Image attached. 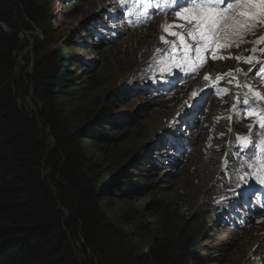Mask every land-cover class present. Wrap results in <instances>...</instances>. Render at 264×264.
<instances>
[{"label":"trees","instance_id":"16d2710c","mask_svg":"<svg viewBox=\"0 0 264 264\" xmlns=\"http://www.w3.org/2000/svg\"><path fill=\"white\" fill-rule=\"evenodd\" d=\"M128 1L61 0L64 5L68 2L73 12L82 8L104 10L110 35L99 34L103 25L98 21L91 37L92 46L108 62L129 32L123 24V10L132 3ZM40 2L0 0V264H227L233 245L216 244L214 235L203 239L209 227L202 215L191 214L185 220L174 217L171 235L177 237L172 241L168 232L154 234L148 230L146 246L143 236H132L116 222L120 204H129L131 211L123 215H134L138 222L141 207L163 215V202L157 201L162 189L152 180V172L162 175L172 161L166 153L160 166L153 157L158 158L160 145L175 147L170 131L176 135L179 125L175 130H163L153 145L143 146V160L141 155L133 159V152L129 154L132 159L126 165L124 156L129 146L123 144L139 136L138 124L113 114L116 101L138 94L139 87L130 84L118 94L108 92L104 96L108 105L89 112V125L78 128L61 96H66L68 83L75 82V68L92 76L95 71L78 58L71 43L53 48L57 41L49 10ZM23 32L30 33L32 50L22 57L19 71L16 53L29 46L21 37ZM63 58L66 67L60 68ZM199 75H189L179 89L191 86L188 84ZM163 77L159 88H166L167 80L172 82V77ZM148 87L144 84L142 92ZM231 124L226 125L229 131ZM88 142L111 153L109 163H101L89 153ZM150 149L155 154L151 155ZM193 150L187 153L188 160L197 155L195 146ZM111 167L116 168L115 174H108ZM193 209L198 211L197 204Z\"/></svg>","mask_w":264,"mask_h":264},{"label":"rangeland","instance_id":"374dc122","mask_svg":"<svg viewBox=\"0 0 264 264\" xmlns=\"http://www.w3.org/2000/svg\"><path fill=\"white\" fill-rule=\"evenodd\" d=\"M42 1L49 10L47 15L52 25V33L57 41L53 48L71 43L76 47V50L73 49L78 53V58L82 59L91 68V71H95L92 76L75 68L73 72L76 76L75 82L68 83V88L64 90L66 96H61L63 104L68 106L67 111L70 113L71 120L77 124L78 128H85L89 125V123L86 124L89 112L92 113L99 106L103 108L108 105L104 101V96L108 92L114 90V94H118L123 89L130 87V84H134L135 87H139L138 94L126 95L116 101L114 104L116 112L113 114V116L120 114L121 118L131 119L138 124L139 136L126 140L123 144L124 147L129 146L127 154L125 153L124 156L127 158L126 165L129 163L128 160L132 159L128 156L132 155V152L133 159L137 155H141L143 160L146 155L142 147L152 142H158L162 131L167 130L169 126L170 129L175 130V126L179 125V133L175 138L181 137L180 141L191 142L192 146L197 148V155L188 160L182 150L186 148V143L180 145L179 142H175V151L163 144L165 150L161 146L160 153H156L159 155L158 158L153 157L157 164L163 166V155L167 153L166 158L171 159V165L177 164L175 168H171V165L166 167L167 171H164L162 175L157 171L152 172L154 174L152 180L157 183L156 186L162 189V192L160 191L157 196V201L163 202V215L156 216L159 211L141 207V219L138 222L134 219V215H123L124 211H131V206L120 204L116 214L119 220L116 222L126 232L132 233V236H143V245L146 246L145 234L148 230L154 234L168 232L169 239L172 241L171 238L177 237L176 234L171 235L174 232L171 228L174 217L181 216V219L185 220L189 219L191 214L202 215L207 217L206 225L209 227L203 239L214 235L216 244L233 245L227 264H248L251 258L252 261L255 259L264 261V214H260L259 210L264 206V199L255 200L249 206L250 209L252 208L250 214L244 206H241L250 187L257 184V179L251 176V168L247 163L249 160L247 149L240 147L241 144L255 140L257 144L255 151L260 152V142L264 140V129H260L259 119L256 115L243 112L241 100L244 97L236 96L233 101L230 98L224 100L227 96H220L217 99L208 98L213 94L211 88L205 86L206 83L215 84L220 78L227 80V77L232 78L235 73L243 71L248 79L244 94L254 97L258 99V102L264 104V100H260L255 95L257 92L264 95V79L262 78L261 82L256 84L257 82L254 80L256 77L253 78L258 65L264 62V43H256V40L248 39L246 36L247 43H240L239 46L223 45L218 48L216 50L217 58L214 59L209 54L211 50L205 51L201 48L197 53L194 50L196 41L192 37L185 36L181 41L178 37L169 35L162 27L183 25L182 28H169V31L182 33L187 28L185 20L164 17L155 20L152 26L143 31L128 32L126 40L121 46L114 49L112 60L108 62L103 59L104 55L99 54L97 49L92 46L94 42L90 36L95 33L94 27L98 21L103 25L99 34L110 35L109 23L103 20L104 10L93 11L82 8L80 11L73 12L67 5L68 2H65L64 5L58 3L59 0ZM43 3L40 2V4ZM114 17L118 18L116 14ZM98 18L99 20H97ZM161 36H164L169 43L165 44L161 41ZM21 37L28 41L29 46L23 52L16 53L19 71L23 66L22 57L27 51L32 50L30 33L23 32ZM154 37L159 39V43H152L151 38ZM185 43L189 45L188 48L184 47ZM253 48L256 51L253 52ZM175 49H178L181 55L188 53L189 57L184 59L173 57L171 52ZM221 56L224 58L220 59ZM205 57L210 60V64L208 69L206 68L207 70L205 69L206 71L201 73L203 78H200V74L188 84L191 85L188 88L166 94V91L174 89L172 83L175 74H184L185 76L190 71V65L198 68L203 64ZM236 57H240V59H236ZM64 59L66 58H63L60 68L66 67L67 60ZM229 60L230 63H227ZM28 70L30 71L31 67ZM102 72L104 73L102 74ZM222 74H226V76L221 77ZM164 75L168 78L172 77V82H170L172 85L159 88L158 85H162L165 79ZM206 75L209 76L208 79H205ZM97 78L98 80H95ZM64 79L66 80V78ZM144 84H149L146 92H142L145 89ZM72 86H75L74 89L77 91L74 92ZM194 91L196 92L195 97L192 96ZM207 98L208 100H206ZM202 99L206 100L203 105V113L196 111L191 120L195 126L182 129L181 126L184 124L182 106L190 104L194 107L198 103L199 107ZM208 108H210V113ZM192 112L193 110L190 108V113ZM228 123H232L233 130L226 129ZM249 125L251 127H248ZM237 135L240 137L239 140L236 139ZM226 143H229V147L225 146ZM87 149L101 163H109L112 157L111 153L98 150L96 146L91 145V142H88ZM123 149L126 150V148ZM117 152L120 150L118 149ZM149 153L155 154L152 149L149 150ZM121 154L123 153L118 155ZM257 156L259 155L257 154ZM142 160L140 163H143ZM117 161L119 162L120 158ZM147 168L150 170V164L147 165ZM111 169V171H107L108 174H115L116 168L111 167ZM202 194L204 201L196 211L193 208ZM253 200L251 199V201ZM134 203L136 205L143 204L138 201H134ZM234 203H239L240 206L234 208ZM114 215L115 212L112 213V216ZM241 217H243V223H246L245 227L240 221ZM220 221L223 222L220 223ZM224 221L231 222L230 226L227 224L228 226L222 228ZM233 226H235L234 230ZM230 228L231 230H229Z\"/></svg>","mask_w":264,"mask_h":264},{"label":"snow or ice","instance_id":"6c2138e0","mask_svg":"<svg viewBox=\"0 0 264 264\" xmlns=\"http://www.w3.org/2000/svg\"><path fill=\"white\" fill-rule=\"evenodd\" d=\"M123 3L124 0H121ZM133 4L140 3L141 0H131ZM145 3H151L152 0H143ZM159 3V0H157ZM166 5V14L169 17L179 18L187 22V28L182 33L169 31V28H182L183 25L162 26L169 35L178 37L181 41L185 36L192 37L196 41L194 50L199 53L201 48L209 51L212 58L216 57V50L223 45H236L247 43L245 37L249 34L254 35L258 28H264V0H163ZM151 15V13H147ZM161 41L168 44L164 36L160 37ZM259 43H264V37L260 38ZM188 48L187 43L184 44ZM252 51H256L255 48ZM223 59L224 57H219ZM240 59V57H236ZM250 62V61H246ZM261 71V69H257ZM209 76L206 75L205 79ZM256 97L264 100V95L257 92ZM196 96V92L192 93ZM241 103L249 105V100L245 96ZM249 114L254 112H264V108H257L252 104ZM260 129H264V115L258 117ZM248 127H251L249 125ZM236 139H240L237 135ZM260 155L257 156L255 149L256 141L241 144L250 153L248 166L255 174V178L264 184V140L260 142Z\"/></svg>","mask_w":264,"mask_h":264},{"label":"bare ground","instance_id":"6f19581e","mask_svg":"<svg viewBox=\"0 0 264 264\" xmlns=\"http://www.w3.org/2000/svg\"><path fill=\"white\" fill-rule=\"evenodd\" d=\"M60 1V3H62L61 2V0H59ZM59 3V2H58ZM135 6H138L139 8H146V7H148V6H146L145 5V3H136L135 4ZM165 6V4L163 3L162 5H160L159 6V8H158V10L156 11V13L154 14V15H157V14H163V7ZM101 11V10H100ZM166 16V15H165ZM166 18H167V16H166ZM95 28V27H94ZM91 36V35H90ZM92 38V37H91ZM92 40V39H91ZM114 47H116V46H114ZM172 48H174V47H172ZM115 49V48H114ZM260 50H262V49H260ZM111 52V51H110ZM109 52V53H110ZM172 55H173V57H182L183 59L185 58V57H189V54L188 53H184L183 55H181V53H179V51H178V49H175V50H173V52L171 53ZM222 54V53H221ZM259 62H261L260 60H258ZM208 64H210V60L207 58V57H205V60H204V62H203V64H201L197 69H196V71H188L187 73H186V75L184 76V74H175L174 75V80H173V86H174V89H172V91H166V94H171V92H175L176 90H178L180 87H182L181 86V84L182 85H184L185 84V82L187 81V79H189V75H192V76H194V74H197L198 75V73L199 74H201L206 68H207V66H208ZM258 69V68H257ZM175 76H176V78H175ZM185 78V79H184ZM180 82H182L181 84H180ZM217 83V82H216ZM215 83V84H216ZM172 84H170V82H169V80H167V82H166V87L168 86H171ZM211 83H206V85L205 86H208L209 88H211V93L213 94V95H209L208 96V98H211V97H213V98H219L218 97V95L216 94V93H214L213 92V87H214V85L215 84H211ZM178 92V91H177ZM168 96V95H167ZM231 96V94L230 95H228L227 97H225L224 98V100H227L229 97ZM208 98L206 99V100H208ZM205 99H202V103H200L199 104V107H198V103L193 107L192 105H190V104H185V105H183L182 106V115H184V116H182L183 118V121H184V124H183V126H181V128L183 129V127H184V129H186V128H189V127H194L195 126V124L194 123H192L191 122V120H192V118H193V116L195 115V113H196V111H198L199 113H203V105H204V103H205V101H206ZM210 101V100H209ZM190 108H192V110H193V112L192 113H190ZM184 111H185V113H184ZM208 111H209V113H210V108H208ZM187 112V113H186ZM207 118H208V116H207ZM210 119V118H209ZM208 119V120H209ZM206 122H208V121H206ZM183 123V122H182ZM197 124V123H196ZM170 127V126H169ZM179 129L180 128H178V130H177V132H176V135H173V133H171V131H170V138L173 140V143L175 144V142H179L180 143V145H184L185 143H186V141L185 142H182V141H180L181 139H179V138H175V137H177L178 136V134L177 133H179ZM168 131V130H167ZM264 131V130H263ZM171 134H172V136H171ZM177 139H179V140H177ZM250 141V140H249ZM169 148H171V150H173V149H175V147L173 146V147H171V146H169ZM182 150H185V148H183ZM239 150V149H238ZM236 151V150H235ZM235 151H233V152H235ZM245 152H247V151H245ZM257 152V151H256ZM248 153V155H250V153L249 152H247ZM236 154V153H235ZM186 155V154H185ZM189 156V155H188ZM182 157V156H181ZM245 158V157H244ZM191 159V158H190ZM172 165H174V164H172ZM251 176L252 177H254L255 178V174L252 172V169H251ZM256 185H254V186H251L250 187V189H249V187H248V189H249V191H248V193L245 195V197L243 198V200H242V204H241V206L243 207H245L247 210H248V212H249V214L252 212V208L250 209L249 208V206L250 205H252L253 203H254V201L255 200H262V199H264V184H261L258 180H256ZM244 194V193H243ZM241 198V199H242ZM241 199H240V201H241ZM251 199H254L253 201H251ZM238 200V199H237ZM236 200V201H237ZM240 205H239V203H234L233 204V207L234 208H238ZM260 210V214H264V206L263 207H261V209H259ZM245 216V215H244ZM250 218V217H249ZM219 220V219H218ZM228 221V220H227ZM227 221H224V225H222L221 227L223 228L224 226H228L229 225V223H231V222H227ZM240 221H241V223H242V225H243V227H245L246 226V223H243V217H241L240 218ZM244 221H245V219H244ZM221 222H223V221H220V223ZM228 224V225H227ZM221 225V224H220ZM230 226V225H229ZM234 227L235 226H233V230H234ZM243 227H241V228H243ZM229 230H231V228L229 229ZM261 260V259H260ZM264 260V259H263ZM253 261H259V260H253ZM250 262H252V258H251V260H250ZM250 262L248 263V264H250Z\"/></svg>","mask_w":264,"mask_h":264}]
</instances>
